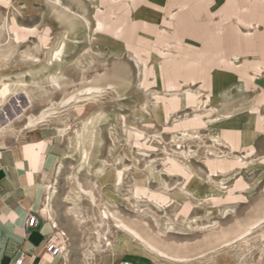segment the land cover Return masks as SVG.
Instances as JSON below:
<instances>
[{
    "label": "rangeland",
    "instance_id": "374dc122",
    "mask_svg": "<svg viewBox=\"0 0 264 264\" xmlns=\"http://www.w3.org/2000/svg\"><path fill=\"white\" fill-rule=\"evenodd\" d=\"M56 1L0 0V123L8 128L0 146L34 128L62 132L42 210L70 239L66 261L99 264L112 234L124 230L111 212L144 220L170 247L264 215V0ZM100 19L109 28L98 30ZM62 45L63 61L53 65ZM52 75H62V87ZM92 86L104 90L95 101L61 103ZM49 108L50 120L28 126L31 113ZM87 118L89 160L77 141ZM204 251L188 262L230 252L238 264H264V223Z\"/></svg>",
    "mask_w": 264,
    "mask_h": 264
},
{
    "label": "crops",
    "instance_id": "0c3cea01",
    "mask_svg": "<svg viewBox=\"0 0 264 264\" xmlns=\"http://www.w3.org/2000/svg\"><path fill=\"white\" fill-rule=\"evenodd\" d=\"M251 1L256 6L258 0ZM239 21L247 27H255L241 18ZM107 27L104 22L102 30ZM114 32L118 36L122 32L121 26L116 27ZM253 35L251 30L244 33L247 45L252 44ZM178 42L181 43V40ZM222 61L230 66L235 65L234 61ZM260 83L264 88V79ZM63 150L62 132L46 126L31 129L18 143L0 146V264H10L20 252L25 253V264L66 262L65 252L52 256L46 251L48 241H62L63 237L57 221H52L42 210L45 182L56 169ZM31 211L38 213L39 223L25 229V219ZM68 241L67 236V256ZM121 260H129L132 264H238L236 256L230 252L219 253L212 260L169 262L128 232L118 229L101 253L99 264H118Z\"/></svg>",
    "mask_w": 264,
    "mask_h": 264
},
{
    "label": "bare ground",
    "instance_id": "6f19581e",
    "mask_svg": "<svg viewBox=\"0 0 264 264\" xmlns=\"http://www.w3.org/2000/svg\"><path fill=\"white\" fill-rule=\"evenodd\" d=\"M51 1V0H50ZM56 3H58L55 0ZM54 2V3H55ZM55 3V4H56ZM61 3V2H60ZM56 6V5H55ZM54 6V7H55ZM70 8V7H69ZM66 9V8H65ZM60 10V9H57ZM56 10V11H57ZM66 14L70 13L71 10L66 9ZM63 9L61 11V13L63 14ZM73 12V11H72ZM60 13V12H59ZM60 13V14H61ZM65 13V12H64ZM65 16V15H63ZM69 16V17H68ZM67 17L70 18L72 17L68 15ZM80 16V15H79ZM98 30H102L103 26H104V21L102 19L98 20ZM63 46V45H62ZM64 46L61 47L60 49L56 50L55 52H52L51 54V58H50V63H52L53 65L56 62H59L62 60L63 58V54H64ZM6 57V56H5ZM4 57V58H5ZM35 57V56H34ZM63 61V60H62ZM52 65V66H53ZM56 66V65H55ZM54 67V66H53ZM57 67V66H56ZM55 67V68H56ZM60 67V66H58ZM59 69V68H58ZM60 70V69H59ZM61 72V71H60ZM52 73V72H51ZM54 73V72H53ZM58 73V70H57ZM56 73V74H57ZM55 74V73H54ZM2 75V73H1ZM3 76V75H2ZM62 76V75H61ZM60 76V77H61ZM60 77L58 75H52L51 77V84L53 85L54 88L56 87H60L61 86V82H60ZM64 78V77H63ZM65 81V80H64ZM66 82V81H65ZM4 84V83H3ZM25 84V82H24ZM36 84V83H35ZM40 84V83H39ZM5 85V84H4ZM37 85V84H36ZM41 85V84H40ZM107 85V84H106ZM26 86V85H25ZM39 86V85H38ZM108 86H110V88L113 87L112 84H109ZM16 87V86H15ZM27 87V86H26ZM62 87V86H61ZM106 87V86H105ZM174 87V86H173ZM10 88H12L10 86ZM18 88V86L16 87ZM20 88V87H19ZM39 88H41L39 86ZM87 88V87H85ZM9 89V88H7ZM27 89V88H26ZM16 90L15 88L12 89L10 91V93H14ZM44 91V90H43ZM41 91V92H43ZM103 87L102 86H92L89 87L87 89H85L84 91L78 92V93H72L67 95L66 97H64V99L62 100V104L64 106L67 105H76V103L79 104V102L81 101H89V102H93L96 100V97L101 94L103 92ZM9 92V91H8ZM26 92V91H25ZM49 92V91H48ZM28 93V92H27ZM46 93V92H45ZM48 95V93H47ZM10 96V95H8ZM30 102H28L29 104H31V97L30 94L28 93ZM28 99V100H29ZM18 101V100H17ZM51 103V102H50ZM19 105V104H18ZM21 112H25L26 111V106L21 105ZM53 106V105H51ZM84 106V105H83ZM75 107V106H74ZM82 107V106H81ZM80 107V108H81ZM76 108V107H75ZM55 110H53V108H49V109H44L39 115H33L31 113V115L28 117V126L29 127H35L38 124H40L39 122H43L45 119L47 121L50 120V117H53ZM78 112L79 108H78ZM56 113V112H55ZM55 117V116H54ZM10 118L7 117L5 122H10ZM45 121V122H46ZM212 121V120H211ZM93 124V119L92 118H87L83 121V124L81 126V133L78 136V143L81 146L83 144V148L81 150L82 153V157H85L86 159H88L89 157V149L86 147V141L87 139L90 142H93V135L92 133H90V129L91 126ZM8 129L6 127V125H2V123H0V133L3 131L6 132L5 130ZM12 128V127H11ZM66 128V127H65ZM98 127H96L97 130ZM5 129V130H4ZM14 129V128H13ZM95 130V131H96ZM98 131V130H97ZM95 134V132H93ZM97 133V132H96ZM185 135L189 136V137H193L192 134L190 133H185ZM184 135V136H185ZM96 136V134H95ZM96 139V138H95ZM94 139V140H95ZM97 141V140H96ZM92 146V145H91ZM240 159V158H239ZM89 160V159H88ZM60 168V167H59ZM99 173H101V175H105V171L103 168H100L98 170ZM114 173V172H113ZM82 186H80L81 188ZM82 189V188H81ZM83 191H85L86 193H88L92 198V192L91 191H86L84 189H82ZM51 192V191H50ZM104 192L106 193V195L110 198L111 194L108 190H104ZM54 194V193H53ZM77 209V208H76ZM74 210V209H73ZM78 210V209H77ZM75 214V217L77 219V221L79 222V224H83L84 220L81 216H79L80 213L78 212H73ZM111 217L118 221L122 228L128 232L129 234H131L133 237H135L137 240H139L141 243H143L148 249H150L151 251L157 253L158 255H160L161 257H163V259H168L170 261H173L175 263H182V262H188L190 260V258L193 256L191 253L193 252L194 255H200L203 252H205L204 250H213L218 246H226V245H230L234 242H236L238 239L240 238H244L246 237L249 233H251L256 227L261 226L264 223V215L257 217V218H253L251 219L249 222H245V224L240 221L237 222V228L234 229H225V228H220V229H211L209 230L208 233L205 234V236L202 238V240L200 242H197L195 245H193L192 247L186 245L183 246L181 245L180 247H170L172 245V243L170 244V246H168L167 244H165L161 238V233L160 235L157 234L156 232H154L152 230V228L149 227L148 223L145 222L144 220H136V219H130V220H124V219H120L117 212H111L110 213ZM86 221V220H85ZM216 224V223H215ZM213 226V225H212ZM204 228V227H203ZM68 240L69 237H68ZM69 242V241H68ZM174 243V242H173ZM195 243V242H194ZM66 249V248H65ZM67 255V252L65 253ZM201 256V255H200ZM203 257V256H201ZM197 259V258H196ZM66 264H68V261H66Z\"/></svg>",
    "mask_w": 264,
    "mask_h": 264
},
{
    "label": "built area",
    "instance_id": "2783aa9c",
    "mask_svg": "<svg viewBox=\"0 0 264 264\" xmlns=\"http://www.w3.org/2000/svg\"><path fill=\"white\" fill-rule=\"evenodd\" d=\"M38 223H39L38 213L35 211H31L28 213V215L25 219L24 227H25V229H27V228H30L33 226H37ZM60 233H61V236L63 237L62 241L52 239V240L48 241V243L46 245V251L52 256L62 255L65 252V246H66V242H67V239L65 238L66 234L63 231H60ZM10 264H25V253L24 252L18 253L11 260ZM62 264H66V262L63 261ZM118 264H132V262L129 260H121L118 262Z\"/></svg>",
    "mask_w": 264,
    "mask_h": 264
}]
</instances>
